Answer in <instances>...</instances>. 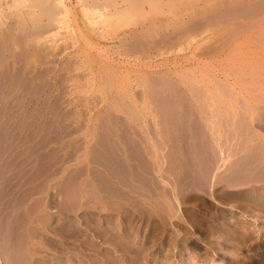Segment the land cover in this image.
<instances>
[{
    "label": "rangeland",
    "instance_id": "1",
    "mask_svg": "<svg viewBox=\"0 0 264 264\" xmlns=\"http://www.w3.org/2000/svg\"><path fill=\"white\" fill-rule=\"evenodd\" d=\"M74 1L66 5L69 27L79 40L81 31L96 28ZM182 1L178 8L173 1V10L161 11L164 5L133 10L117 0V16L113 7L102 10L108 13L105 25L110 26L104 29L113 41L96 34L93 39L99 45L80 49L77 44L78 49L61 40L67 34L61 30L62 37L43 41L37 53L26 58L28 68L50 71L55 87L51 85L50 95L0 99L1 264H91L98 258L110 264L112 253L115 264L133 261L134 256L124 257L108 246L111 240L99 243V254L90 252V238L98 243L85 220L91 215L105 218L110 229L128 225L135 234L129 242L138 249L136 257H144L135 260L141 264H264V211L258 197L264 194V34L259 35L264 0ZM114 44L119 45L115 53L105 52L104 47ZM109 177L117 183L128 180L129 185L133 177L144 195L109 197L100 203V184L93 180L111 182ZM232 181L245 183L241 187ZM141 200H148L149 206ZM120 202L130 207L120 211ZM69 224L88 241L75 238ZM231 229L234 237L227 232ZM101 247L107 255L110 251L108 256ZM31 251L35 259L28 255Z\"/></svg>",
    "mask_w": 264,
    "mask_h": 264
},
{
    "label": "bare ground",
    "instance_id": "2",
    "mask_svg": "<svg viewBox=\"0 0 264 264\" xmlns=\"http://www.w3.org/2000/svg\"><path fill=\"white\" fill-rule=\"evenodd\" d=\"M3 1L5 2L4 3V5H5V10H2V9H0V99H2V101L4 100V99H9V98H11V99H13V98H16V97H23V98H25V97H27V96H29V95H31V97H34V95L36 96V95H38V94H42V95H50L51 93H52V91L51 90H53V89H51V85H53V88L55 87L54 86V83L55 82H52L54 79H52V77H50V75H48L49 74V72H47L46 70H37V71H34V70H32V69H30V68H28V65H27V63H26V58L27 57H29V56H31V55H33V54H35V52L37 51V49L41 46V44L43 43V41H45L46 43L47 42H49L50 43V41L49 40H51L52 38H54V37H56V36H61L60 34H61V30H65L66 31V36L64 37V38H62L61 40L64 42V43H68V41H70L71 42V44L73 45V47L74 46H76L77 44L79 45V47H81L80 49H84V46H85V44L87 45V47H88V45H90V44H92V43H94V44H97V45H99V42L98 41H96V38H95V40L93 39V35H96V34H98V36H99V38H100V40L102 39H104V40H106V41H113L112 40V38H109L110 36H109V34L108 33H106V29H104L105 28V26L106 27H108V25H105V24H107V22H108V19L106 18V14L108 15V13L107 12H105V14L102 12V10H104V9H106V6H107V8H112L113 10H115L116 8L115 7H117V6H119L120 4H118L117 3V0H101L100 2H102V4H100V3H98L99 1L98 0H75L74 2H76V4L80 7V10H81V12H82V16L84 17V19L88 22V24H89V26L91 25L92 27H94V28H96L95 30L93 29H88V28H86L84 31H81V33H80V35H79V37H78V39L80 40H77L75 37H74V34L72 33V28H70L69 27V20H71L70 18H69V8L67 7V5H66V3H68V2H70V0H0V7H1V5H3L2 3H3ZM175 1H177V3H176V5H175V7L176 8H178V6L180 5V2H181V0H180V2H178L179 0H124V1H122V0H120V3H122V2H124V3H126V4H128L130 7H132V9L133 10H136V7H138L139 8V10H140V8L144 5V4H147L148 5V7H155V8H159L160 6H163V7H160L161 8V11H162V8H165V9H168L167 7H169V9L170 10H173L172 9V6H173V4H174V2ZM184 1V0H183ZM182 1V2H183ZM217 1V0H216ZM231 1H234V0H231ZM239 1V0H238ZM258 1V0H257ZM89 2V3H88ZM185 2H187V1H185ZM185 2H183V3H185ZM194 2V1H193ZM192 1H191V3H193ZM196 2H198V0L196 1L195 0V2L194 3H196ZM239 2H245L246 3V1H239ZM239 2H237L236 4H239ZM250 2H252V1H250ZM168 3H171V4H168ZM217 3V2H216ZM224 3V2H223ZM249 3V2H248ZM185 4H187V3H185ZM222 4V3H221ZM243 4V3H242ZM252 4V3H251ZM104 5V6H103ZM169 5V6H168ZM170 5H171V7H170ZM183 5V4H182ZM109 6V7H108ZM217 6V5H216ZM219 6H220V4H219ZM255 6H257V5H255ZM174 7V6H173ZM231 7V6H230ZM245 7V6H244ZM115 8V9H114ZM159 8V9H160ZM176 8H174V10L176 9ZM257 9H258V7H256ZM219 9V8H218ZM232 9V8H231ZM119 10H121V8L119 9ZM118 9H116L115 11H114V16H117V13H119L120 11H119ZM138 10V9H137ZM229 10V9H228ZM106 11V10H105ZM169 11V10H168ZM257 11V10H256ZM258 11H260V10H258ZM110 12H112V11H110ZM130 13H131V11H129ZM261 12V11H260ZM197 13V12H196ZM262 13V12H261ZM227 14V13H226ZM257 14H259V13H257ZM188 15H191V13H188ZM195 15V14H194ZM229 15V14H228ZM259 16V15H258ZM70 17H71V15H70ZM109 19H110V17H108ZM257 18V17H256ZM145 20V19H144ZM264 20V17H263V19H262V21ZM146 21V20H145ZM259 21H261V20H259ZM85 22V21H84ZM142 22V21H141ZM140 22V23H141ZM185 22V21H184ZM264 22V21H263ZM76 23V22H75ZM147 23V22H146ZM186 23V22H185ZM202 23V22H201ZM84 24H86V23H84ZM142 24V23H141ZM184 24V23H183ZM194 24V23H193ZM251 24V23H250ZM249 24V25H250ZM263 24V25H262ZM188 25H189V23H188ZM244 25V24H243ZM248 25V24H247ZM255 25V24H254ZM258 25V23L256 24V26ZM260 25H262L263 26V29L260 31V33H259V31L258 30H256V32L257 33H259V35H263L264 33L262 32L263 30H264V23H259V29H260ZM101 26H104L102 29H100V27ZM110 26V25H109ZM193 26V25H192ZM253 26V25H252ZM202 27H204V26H202ZM109 28V27H108ZM196 28V27H195ZM245 28V27H244ZM84 29V28H83ZM258 29V28H257ZM194 30V29H193ZM254 30H255V28H254ZM74 32V31H73ZM78 32V31H77ZM80 32V31H79ZM185 32V31H184ZM255 32V31H254ZM189 33H190V30H189ZM78 34V33H77ZM254 34V33H253ZM64 36V35H63ZM97 36V37H98ZM109 36V37H108ZM62 37V36H61ZM259 37V36H258ZM262 37V36H261ZM261 37H260V39H261ZM55 39V38H54ZM60 39V37L58 38V40ZM98 39V38H97ZM259 39V38H258ZM57 39H56V41H58ZM60 41V40H59ZM260 41H262V45H264V42H263V38H262V40H260ZM241 42V41H240ZM243 42V41H242ZM247 42V41H246ZM252 42V41H251ZM256 42V41H255ZM259 42V41H258ZM257 42V43H258ZM54 43H57V42H54ZM110 43H112V42H110ZM239 43V42H238ZM249 43V42H248ZM53 44V43H52ZM164 44V43H163ZM234 44V43H233ZM68 45V44H67ZM71 45V46H72ZM237 45V44H236ZM242 45V44H241ZM63 46H65V45H63ZM63 46H61V47H63ZM69 46V45H68ZM91 46V45H90ZM88 47L89 49L91 48V47ZM104 46H106V45H104ZM235 46V45H234ZM238 46V45H237ZM250 46V45H249ZM57 47V46H56ZM77 48H78V46H76ZM93 47V46H92ZM117 47H119V45L117 46L116 44H114L113 46H106V47H104V50H105V52H109V51H112V54L113 53H115V50L117 49ZM236 47V46H235ZM261 47V46H260ZM264 46H262V48H263ZM58 48H59V46H58ZM99 48V47H98ZM65 49H66V47H65ZM79 49V48H78ZM94 49V48H93ZM233 49V48H232ZM56 50H57V48H56ZM59 50V49H58ZM62 50V49H61ZM95 50H97L98 51V53H99V50L98 49H95ZM39 51V50H38ZM60 51V50H59ZM66 51V50H65ZM100 51H103V49L102 50H100ZM62 51H60V53H61ZM63 52H64V48H63ZM104 52V51H103ZM37 53V52H36ZM68 54V53H67ZM262 55V54H261ZM77 56V55H76ZM99 56V55H98ZM107 56V55H106ZM63 57V56H62ZM104 57V56H103ZM60 58H61V56H60ZM65 58V57H64ZM100 58V57H99ZM67 59V58H66ZM65 59V60H66ZM260 59V58H259ZM68 60V59H67ZM114 60V59H113ZM108 61V60H107ZM67 62V61H66ZM72 62V61H71ZM254 62V61H253ZM256 62V61H255ZM258 62H260V61H258ZM262 62V61H261ZM263 67V66H262ZM64 68V67H63ZM63 68H62V71H63ZM72 68V67H71ZM264 68V67H263ZM262 68V69H263ZM61 69V68H60ZM65 69H66V67H65ZM75 69V68H74ZM261 69V68H260ZM68 70V69H67ZM264 70V69H263ZM65 71V70H64ZM58 72H60V71H58ZM57 72V73H58ZM264 72V71H263ZM65 74V73H64ZM87 74V73H86ZM127 74V73H126ZM263 74V73H262ZM55 75V74H54ZM57 75V74H56ZM60 75V74H59ZM62 75V74H61ZM263 77H264V74L262 75ZM54 77V76H53ZM59 77H61V76H59ZM77 77V76H76ZM83 77V76H82ZM262 77V78H263ZM121 79V78H120ZM56 81V80H55ZM93 81V80H92ZM60 82V81H59ZM57 85V84H56ZM77 85V84H76ZM40 86H41V89H39L38 90V87L40 88ZM37 89V90H36ZM78 89V88H77ZM32 90H34L36 93H32ZM55 91H57V90H55ZM41 95V96H42ZM4 98V99H3ZM5 101V100H4ZM7 101V100H6ZM1 102V101H0ZM4 105H2V107H3ZM5 107V106H4ZM12 107V106H11ZM11 107H8V108H11ZM7 107H6V109H8ZM136 143V142H135ZM144 146H145V144H144ZM114 151V153H115V150H113ZM121 151V150H120ZM121 153H124V152H121ZM144 154V153H143ZM119 155V154H118ZM128 156V155H127ZM140 156V155H139ZM124 157V156H123ZM118 158V157H117ZM139 158V157H138ZM137 158V159H138ZM118 160H120V159H118ZM122 160V159H121ZM130 160V159H129ZM116 162V161H115ZM125 162H127V161H125ZM208 162V161H207ZM119 163V162H118ZM99 164H101V163H99ZM103 164V163H102ZM124 164V163H123ZM123 164H121V165H123ZM145 164V163H144ZM120 165V164H119ZM132 165V164H131ZM262 165H264V164H262ZM103 166L105 167V165L103 164ZM102 166V167H103ZM116 166V165H115ZM133 166V165H132ZM120 167V166H119ZM124 167V166H123ZM213 167V166H212ZM100 168H101V166H100ZM130 168V167H129ZM133 168V167H132ZM148 168V167H147ZM216 168V167H215ZM222 168V167H221ZM104 169H106V168H104ZM103 169V172L105 171V173L106 172H108L107 170H104ZM115 169V168H114ZM206 169H207V167H206ZM220 169V168H219ZM262 169H264V166H263V168ZM96 170V169H95ZM102 170V169H101ZM110 170H112V168L110 169ZM117 170V169H116ZM116 170H114V171H116ZM119 170H121V168L119 169ZM126 170V169H125ZM143 170H144V168H143ZM124 171V170H123ZM127 171H128V169H127ZM133 171V170H132ZM228 171V170H227ZM263 171V170H262ZM117 172H118V170H117ZM130 173H131V171H129ZM136 172V171H135ZM214 172V171H213ZM121 173V172H120ZM124 174H123V177L124 176H126V174H125V171L123 172ZM137 173V172H136ZM208 173V172H207ZM210 173V172H209ZM217 173V172H216ZM221 173V172H220ZM220 173H218V175L220 174ZM227 173V172H226ZM119 174V173H118ZM214 174V173H213ZM107 175H108V173H107ZM121 175H122V173H121ZM139 175H140V173H139ZM217 175V176H218ZM109 176V175H108ZM134 176H136L137 177V175H134ZM133 176V177H134ZM92 177V176H91ZM106 178H104V176H103V179L105 180V179H108L107 178V176H105ZM133 177H132V181L130 182V185H129V183L126 181V182H122L123 180H121V179H124V181H125V177L124 178H121V179H118L117 181H119V180H121V181H119V182H121V183H117V182H112V180H111V177H109L110 178V180H111V182L108 180V181H103L102 179H100V180H102V182L101 183H103V184H101V183H99L98 182V180L99 179H97V180H93L94 182H96V184L98 183V184H100V185H97L98 186V190H99V192L100 193H98L99 195H98V199H99V202L101 203V202H103V200H105L106 198L108 199L109 197H112V198H117V199H126V197L128 198L129 196H131L132 194H135L137 197H135V196H133V198H142V195H144L143 193L141 194V192H138V191H140V189H136V186H134V185H136V184H133V183H136V181H138V180H136V179H133ZM141 177V176H140ZM144 177V176H143ZM211 177H212V175H211ZM213 177H214V175H213ZM116 178V177H115ZM128 178V177H127ZM214 179V178H213ZM235 179H237V178H235ZM254 179H256V178H254ZM134 180H136L135 182H133ZM142 180V179H141ZM206 180H207V178H206ZM215 180V179H214ZM239 180V179H238ZM114 181V180H113ZM149 181V180H148ZM210 181H213V180H210ZM209 181V182H210ZM218 181V180H217ZM220 181V180H219ZM257 181V180H256ZM255 181V182H256ZM260 180L258 179V181L257 182H259ZM133 182V183H132ZM142 182V181H141ZM249 182V181H248ZM116 183H117V186H119V187H116V186H114V185H116ZM146 183V182H145ZM212 183V182H211ZM217 183V182H216ZM232 183L234 184V185H241L242 183H245L244 181H235V182H233L232 181ZM254 183V182H253ZM263 183H264V172H263V174H262V184L261 185H263ZM95 184V183H94ZM95 184V185H96ZM142 184V183H141ZM176 184V183H175ZM209 184V183H208ZM259 184V183H258ZM205 186L207 185V184H204ZM246 185V184H245ZM133 186V187H132ZM143 186V185H142ZM146 186H147V184H146ZM154 186V185H153ZM204 186V189L206 188ZM227 186H230V184L229 185H227ZM233 186V185H232ZM135 187V189L136 190H134L133 188ZM141 187V186H140ZM140 187H137V188H140ZM234 187V186H233ZM241 187H242V185H241ZM246 187V186H245ZM258 187V186H257ZM256 187V188H257ZM97 188V187H96ZM120 188V189H119ZM249 188H250V186H249ZM263 188H264V185H263ZM262 188V189H263ZM108 189V190H107ZM147 189V188H146ZM202 189V188H201ZM207 189H209L210 190V186H209V188L207 187ZM249 190V189H248ZM253 190V189H252ZM251 190V191H252ZM259 190V189H258ZM261 190V189H260ZM264 191V190H263ZM262 191V192H263ZM183 192V191H182ZM207 192V191H206ZM210 192L211 191H209V193L208 194H210ZM80 193V192H79ZM166 193V192H165ZM252 193V192H251ZM257 193V192H256ZM152 194V193H151ZM189 194V193H188ZM187 195V194H186ZM212 196H213V194H211ZM227 195V194H226ZM146 196V195H145ZM144 196V197H145ZM236 196V195H235ZM143 197V198H144ZM178 197V196H177ZM191 197V196H190ZM211 197V196H210ZM237 197V196H236ZM258 197H261V198H259V199H261V200H259V202L262 204V205H260L261 207L260 208H262V210L264 211V194H262V196H258ZM257 197V198H258ZM84 196L83 195H81V196H79L78 197V200H79V202L80 203H82V201L84 200ZM140 198V199H141ZM225 198V197H224ZM223 198V199H224ZM252 199H256L255 198V196H252L251 197ZM139 200V199H138ZM76 201H77V199H76ZM120 201V200H119ZM122 201V200H121ZM123 201H125V200H123ZM142 201V202H141ZM141 201H139V202H141V203H143L144 202V204H146V205H148L147 203V201L148 200H141ZM220 201H222V200H220ZM236 201V200H235ZM116 202V201H115ZM129 202V201H128ZM146 202V203H145ZM85 204H86V202H84ZM219 203V202H218ZM225 203V202H224ZM136 204V203H135ZM174 204V203H173ZM204 204V203H203ZM126 205L128 206L129 204L128 203H126L125 204V202H120V211H123L124 209H126ZM131 205V204H130ZM205 205H206V203H205ZM257 205V204H256ZM256 205H253V207H255V208H257L258 206H256ZM149 206V205H148ZM207 206V205H206ZM128 207H130V206H128ZM208 207V206H207ZM211 208V207H210ZM95 209H97V211L98 212H101L102 210H101V208H95ZM128 209V208H127ZM166 209V208H165ZM202 209V208H201ZM210 210H215L214 208L212 209H210ZM221 210V209H220ZM147 211V210H146ZM149 211V210H148ZM222 211H224V210H222ZM259 211V210H258ZM124 212V211H123ZM128 212H130V211H128ZM155 212V211H154ZM186 212H190V211H186ZM195 212V211H194ZM225 212V211H224ZM262 212V211H261ZM125 213H127V210L125 211ZM132 213V212H131ZM140 213H142V212H140ZM149 213H150V211H149ZM157 214L159 213V212H156ZM193 213V212H192ZM206 213H207V210H206ZM211 213H213V212H211ZM220 213V212H219ZM218 213V214H219ZM92 214V213H91ZM127 214H129V213H127ZM153 216L155 215L154 213H151ZM191 214V213H190ZM189 214V215H190ZM223 215H224V213H222ZM226 214V213H225ZM231 214V213H230ZM229 214V215H230ZM263 215H264V213H262ZM99 215H101L100 213H99ZM122 215H124V214H122ZM148 215V214H147ZM151 215V216H152ZM161 215V214H160ZM194 215V214H193ZM192 215V216H193ZM198 214H196V215H194V216H197ZM204 215V214H203ZM228 215V216H229ZM234 215V214H233ZM232 215V216H233ZM238 215V214H237ZM150 216V214H149V217H151ZM157 216H159V215H156L155 217H157ZM193 216V217H194ZM201 216V215H200ZM199 216V217H200ZM222 216V215H221ZM231 216V215H230ZM239 216V215H238ZM86 217H88L87 219H85V220H88L87 221V223H89V224H92V227H93V238H95L97 241H98V243H96L94 240H92V238H90V240L88 241L87 240V238L88 237H86L85 235H83L82 234V231L80 230V229H78V230H76L75 229V224L74 225H70L69 224V228L68 229H70L69 230V232H71V233H75V238L76 237H79V238H81V240H86V241H88V244H87V246L90 248V252H91V250L93 251V252H95V253H97V254H99L100 253V244L99 243H103V241L105 240H111L112 241V245H109L108 244V246H113V248L115 249V250H120V253L125 257L127 254H129L130 255V259L132 258V256H134V258H132L133 259V261L132 260H130L129 262H128V264H141V263H139V262H136L137 261V259H139L138 257H143V256H137L136 257V254L138 255V253H137V251H138V249L137 250H135L136 248L134 247V246H132L133 244L131 243L130 244V242H129V238H131L130 237V235H135V234H131L130 233V231H128V230H130L129 228H128V225H126V226H123L122 224H118V226H114V229H110V228H108V226H109V224L108 223H105V221H104V219L102 218V216L100 217V218H102V219H98V218H95V216H93V215H91L90 217L89 216H86ZM97 217H99L98 215H97ZM145 217H146V215H145ZM144 217V218H145ZM162 217V216H161ZM171 217V216H170ZM175 217V216H174ZM179 217V216H178ZM205 216H203L202 218H204ZM240 217H241V215H240ZM143 218V217H142ZM180 218V217H179ZM179 218H177V220L179 219ZM194 218H196V217H194ZM207 218V217H206ZM230 218V217H229ZM238 218V217H237ZM111 219V218H110ZM118 219V218H117ZM135 219H136V217H135ZM146 219V218H145ZM181 219V218H180ZM179 219V221H182V219L180 220ZM193 219V218H192ZM198 219V218H197ZM196 219V220H197ZM208 219V218H207ZM226 219V218H225ZM227 219H228V217H227ZM231 219V218H230ZM116 220V219H115ZM120 220V219H119ZM131 220V219H130ZM133 220V219H132ZM149 220V219H148ZM160 220H161V218H160ZM184 220V219H183ZM186 220V219H185ZM210 220V219H209ZM237 220V219H236ZM242 220V219H241ZM112 221H114V220H112ZM126 221V220H125ZM143 221V220H142ZM162 221V220H161ZM197 221H199V220H197ZM200 221H202V220H200ZM230 221H232V220H230ZM109 222V221H108ZM111 222V221H110ZM127 222V221H126ZM125 222V223H126ZM133 222V221H132ZM149 222V221H148ZM188 223H192V222H190V221H187ZM194 222H195V220H194ZM223 222V221H222ZM228 222V221H227ZM227 222H224V223H227ZM237 222V221H236ZM239 222V221H238ZM241 222V221H240ZM67 223H69V222H67ZM76 223V222H75ZM104 223V225H102ZM114 223V222H113ZM119 223V222H118ZM124 223V224H125ZM129 223V222H128ZM127 223V224H128ZM181 223V222H180ZM185 223V222H184ZM188 223H185V226H186V224H188ZM214 223V222H213ZM212 223V224H213ZM243 223V222H242ZM48 224V223H47ZM88 224V225H89ZM196 224V223H195ZM202 224V223H201ZM206 223H204V225H205ZM234 225H235V223H233ZM77 225V224H76ZM106 225V226H105ZM117 225V224H116ZM183 225V224H182ZM191 225V224H190ZM214 225V224H213ZM238 225V224H237ZM247 225V224H246ZM249 225V224H248ZM62 226V225H61ZM90 226V225H89ZM110 226H112L111 224H110ZM130 227L132 226L131 224L129 225ZM177 226V225H176ZM206 226V225H205ZM227 226L228 227H230V225L229 224H227ZM60 227V226H59ZM77 227H79V225L77 226ZM238 227H239V225H238ZM238 227H237V229H238ZM242 227V226H241ZM245 227V226H244ZM247 227V226H246ZM264 227V226H263ZM64 228H65V226H64ZM182 227H180V229H181ZM189 228V227H188ZM205 228H207V227H205ZM208 228H209V225H208ZM217 228V227H216ZM236 228V227H235ZM248 228V227H247ZM91 229V228H90ZM240 229H242L243 231L244 230H246L245 228H240ZM261 229H263L262 230V237L264 238V228H261ZM136 231H137V229H135ZM189 230H191V229H188V232H189ZM210 230V229H209ZM241 230V231H242ZM65 231H67V230H65ZM78 231H80L81 233H79ZM91 231V230H90ZM133 231V230H132ZM181 231V230H180ZM182 231H184L183 229H182ZM237 231V230H236ZM64 232V231H63ZM68 232V233H69ZM139 232V231H138ZM185 232V231H184ZM205 232H207V231H205ZM213 232V231H212ZM228 233H229V235H233V233H234V230L233 229H231V230H229V231H227ZM249 232V231H248ZM247 231L246 232H244V233H248ZM255 232V231H254ZM67 233V234H68ZM70 233V234H71ZM186 233V232H185ZM191 233V232H190ZM189 233V234H190ZM201 233H202V231H201ZM241 233V232H240ZM31 234V233H30ZM187 234V233H186ZM192 234V233H191ZM190 234V235H191ZM218 234H221V233H219L218 232ZM66 235V234H65ZM188 235V234H187ZM193 235H194V233H193ZM199 235V234H198ZM202 235H203V233H202ZM228 235V234H227ZM67 236V235H66ZM71 236V235H70ZM73 236H74V234H73ZM137 236V235H136ZM139 236V235H138ZM203 236H205V233H204V235ZM208 236V235H207ZM206 236V237H207ZM92 237V236H91ZM194 237V236H193ZM211 237V236H210ZM213 237V236H212ZM233 237H234V235H233ZM153 238V237H152ZM192 238V237H191ZM209 238V237H208ZM220 238H222L221 236H220ZM225 238V237H224ZM4 239V238H3ZM32 239V238H31ZM78 239V238H77ZM155 239H156V237H155ZM190 239V238H189ZM194 239V238H193ZM203 239V238H202ZM205 239V238H204ZM6 240V239H5ZM35 240V239H34ZM158 240V239H157ZM206 240V239H205ZM225 240V239H224ZM104 241V242H105ZM131 241V240H130ZM193 241V240H192ZM230 241H232V239L230 240ZM19 242V241H18ZM37 242V241H36ZM39 242V241H38ZM108 242V241H107ZM149 242V241H148ZM157 242V241H156ZM167 242V241H166ZM171 240H170V244H171ZM199 242H201V241H199ZM203 242V241H202ZM227 242H229V240L227 241ZM235 243H236V241H234ZM241 242H244V241H241ZM147 243V242H146ZM153 243V242H152ZM175 243V242H174ZM230 243V242H229ZM232 243H233V241H232ZM234 243V244H235ZM238 243V242H237ZM236 243V244H237ZM25 244V243H24ZM38 244V243H37ZM40 244H41V242H40ZM117 244V245H116ZM138 244H139V242H138ZM166 244H168V243H166ZM177 244V243H176ZM238 244H240V243H238ZM244 245L243 246H245V243H243ZM34 245V244H33ZM43 245V244H42ZM41 245V246H42ZM114 245H116V246H114ZM144 245V244H143ZM159 245V244H158ZM163 245V244H162ZM161 245V246H162ZM173 245V244H172ZM171 245V246H172ZM175 245V244H174ZM183 245V244H182ZM184 245H185V243H184ZM252 245V244H251ZM263 245V244H262ZM139 246H140V244H139ZM146 246V245H145ZM188 246V245H187ZM187 246H186V248H187ZM239 246V245H238ZM5 247V246H4ZM105 247V246H104ZM141 247H142V245H141ZM175 247H176V245H175ZM177 247H178V245H177ZM183 247V246H182ZM224 247V246H223ZM226 247V246H225ZM233 247V246H232ZM239 247H241V245L239 246ZM248 247V246H247ZM25 248V247H24ZM112 248V249H113ZM151 248V247H150ZM157 248V247H156ZM168 248H170V246L168 247ZM173 248V247H172ZM228 248V247H227ZM260 248H261V246H260ZM259 248V249H260ZM101 249H102V247H101ZM142 248H140V250H141ZM144 249V248H143ZM224 249V248H223ZM31 250H32V248H31ZM148 250V249H147ZM153 250V249H152ZM157 250V249H156ZM174 250V249H173ZM229 250V249H228ZM237 250V249H236ZM239 250V249H238ZM253 250V249H252ZM255 250V249H254ZM264 250V249H263ZM30 251V250H29ZM34 251V250H33ZM33 251H31V252H28V255H30V253H31V258L33 257L34 258V256L33 255H35L34 254V252ZM102 251H103V249H102ZM105 251H107V250H105ZM143 251V250H142ZM149 251L151 252V249H149ZM148 251V252H149ZM181 251V250H180ZM195 251V250H194ZM206 251V250H205ZM227 251V250H226ZM251 251V250H250ZM104 252V251H103ZM102 252V253H103ZM110 252V251H109ZM109 252H108V255H109ZM113 252V251H112ZM167 252H171L170 250L169 251H167ZM175 252V251H174ZM209 252V251H208ZM255 252V251H254ZM101 253V254H102ZM105 253V252H104ZM103 253V254H104ZM140 253H142V252H140ZM152 253H153V251H152ZM181 253V252H180ZM231 253V252H230ZM237 253V252H236ZM1 254V253H0ZM106 254V253H105ZM115 254V253H114ZM150 254V256H151V253H149ZM149 254H148V256H149ZM158 254V253H157ZM166 254V253H165ZM170 254H172V252L170 253ZM256 254H257V252H256ZM96 255V254H95ZM107 255V254H106ZM107 255V256H108ZM155 255V254H154ZM169 255V254H168ZM173 255V254H172ZM172 255H170L169 257L171 258V256ZM178 255V254H177ZM255 255V254H254ZM35 256H37V255H35ZM158 256V255H157ZM202 256V255H201ZM253 256V255H252ZM14 257V256H13ZM91 257V256H90ZM94 257V256H93ZM102 257H103V255H102ZM102 257H101V259H102ZM123 257V258H124ZM152 257H153V255H152ZM156 257V256H155ZM164 257H166V256H164ZM258 257H259V254H258ZM15 258V257H14ZM56 258V257H55ZM54 258V259H55ZM60 258V257H59ZM110 258H111V262H110V264H115L114 263V261H115V258H116V256H114L113 255V253H112V255L110 256ZM129 258H128V260H129ZM144 258V257H143ZM149 258V257H148ZM154 258V257H153ZM173 258V257H172ZM207 258V257H206ZM2 259V258H1ZM28 259H30L29 257H28ZM35 259V258H34ZM58 259V258H57ZM57 259H55L56 261H57ZM66 259V258H65ZM64 259V260H65ZM100 259V260H101ZM105 259H106V257H105ZM157 258H155V260H156ZM158 259H160V258H158ZM157 259V260H158ZM33 260V259H32ZM37 260V259H36ZM59 260V259H58ZM93 260L95 261V259L93 258ZM125 260V259H124ZM136 260V261H135ZM140 260V259H139ZM138 260V261H139ZM151 260V259H150ZM154 260V259H153ZM152 260V261H153ZM168 260H170V259H168ZM250 260H251V256H250ZM254 260H255V258H254ZM31 261V260H30ZM41 261V260H40ZM39 261V262H40ZM47 260H45V262H46ZM50 260H48V264H50L51 263V261L49 262ZM63 261V260H62ZM88 261H90L89 259H88ZM108 261V260H107ZM118 261V260H117ZM135 261V262H134ZM145 261V260H144ZM159 261V260H158ZM162 261V260H161ZM226 261V260H225ZM230 262V264L232 263H234L233 261H231V260H229ZM240 261V260H239ZM239 261H238V263H239ZM246 261V260H245ZM248 261H249V259H248ZM33 262H34V260H33ZM36 262V261H35ZM59 262H60V260H59ZM58 262V263H59ZM64 262V261H63ZM92 262V261H91ZM90 262V263H91ZM262 262H263V260H262ZM46 263V264H47ZM57 262H56V264H58ZM66 263V262H65ZM108 263V262H107ZM117 263H119V262H117ZM121 263V262H120ZM153 263L155 264V262L153 261ZM163 263H165V262H163ZM166 263H168L167 261H166ZM226 263V262H225ZM228 263V262H227ZM242 263V262H241ZM244 263V262H243ZM0 264H1V262H0ZM32 264V263H31ZM34 264V263H33ZM37 264H38V262H37ZM41 264V263H40ZM53 264V263H52ZM55 264V263H54ZM61 264V263H60ZM72 264V263H71ZM91 264H104V263H101L100 261H99V258L97 259V261H95V262H92ZM143 264V263H142ZM152 264V263H151ZM168 264H171V262L170 263H168Z\"/></svg>",
    "mask_w": 264,
    "mask_h": 264
}]
</instances>
